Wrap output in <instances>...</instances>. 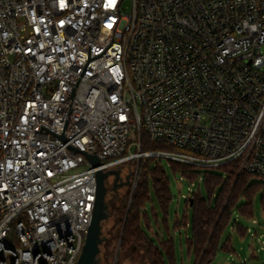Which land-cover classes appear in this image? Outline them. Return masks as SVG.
Returning <instances> with one entry per match:
<instances>
[{
  "label": "built area",
  "instance_id": "1",
  "mask_svg": "<svg viewBox=\"0 0 264 264\" xmlns=\"http://www.w3.org/2000/svg\"><path fill=\"white\" fill-rule=\"evenodd\" d=\"M89 46L106 51L66 139L103 171L137 160L136 189L141 160L160 158L264 181V0H0V264H78L96 170L50 131L63 134ZM143 130L170 149L143 151Z\"/></svg>",
  "mask_w": 264,
  "mask_h": 264
},
{
  "label": "trees",
  "instance_id": "2",
  "mask_svg": "<svg viewBox=\"0 0 264 264\" xmlns=\"http://www.w3.org/2000/svg\"><path fill=\"white\" fill-rule=\"evenodd\" d=\"M170 149L162 143H154L143 130L142 150L157 151ZM164 159H142L140 162V174L136 189L133 194L130 209L131 191L126 199L114 194L108 201L109 217L114 219V226L108 233L111 242V234L118 230L120 244V256L118 264L122 260L121 255L129 258L132 264H177V254L174 239L163 232L155 233L150 226V214L147 209L151 200L152 190L155 192L159 205L165 212L164 223L167 224L168 207L172 201L171 181L166 169L162 166ZM131 166L136 167L138 161H131ZM171 168L177 174L181 172L190 181L196 180L200 174L194 169L170 162ZM237 163H230L218 169L205 173L204 183L209 193L205 198L201 191L193 193L186 199V211L182 220L175 223V230H192V235H187L186 244L189 256L195 257V264H211L220 251L232 253L231 240L223 242L226 230L233 222V213L239 212L246 218L253 217V203L259 191L264 192V181L255 182L257 178L249 173L239 174ZM264 203V194L262 196ZM155 222L160 224L156 214V207L152 208ZM192 211V217L189 211ZM126 220V223H125ZM145 227L152 231L150 236ZM168 228V225L166 226ZM234 229L242 234H248L237 221ZM169 229V228H168ZM156 237V239H154ZM110 244V243H109Z\"/></svg>",
  "mask_w": 264,
  "mask_h": 264
},
{
  "label": "rangeland",
  "instance_id": "3",
  "mask_svg": "<svg viewBox=\"0 0 264 264\" xmlns=\"http://www.w3.org/2000/svg\"><path fill=\"white\" fill-rule=\"evenodd\" d=\"M162 166L166 169L168 176L171 181V191H172V201L168 207V216L167 224L164 223L165 212L159 205L155 192H151V200L148 202L147 209L150 214V226L155 233L163 232L166 237L168 234L174 239L176 254H177V264H195V257L189 256L188 248L186 244L187 235H192V230L183 229L181 232L175 230V223L178 220H182L185 211H186V198L190 197V189L194 188L195 190H200L201 194L205 197H209L208 190L204 181H200L199 177L194 182V187L191 185V181L186 177L185 182H180L181 172L175 174L171 168L170 162L168 160H163ZM135 167L131 166V163H125L119 166H115L109 171L119 170L120 177L119 184L114 189L115 176H111L107 180L108 195L106 201L110 200L114 194H118L122 199H126L129 192L133 190L135 176L133 174ZM194 172L205 177V173L210 172L209 170L194 169ZM128 177H130L129 183ZM255 182H262L261 179H253ZM264 192L259 191L254 199L253 203V217L246 218L242 216L239 212L235 211L233 213V222L226 230V233L223 237V242H226L228 239L231 240V244L234 252L229 253L226 251H220L216 259L211 264H264V249L261 250V247H264V203L262 201V196ZM131 198V196H130ZM130 203V201H129ZM129 206V205H128ZM156 207V214L159 217L160 224L157 225L153 215L152 208ZM109 212V211H108ZM189 216L192 217V211H189ZM237 223L244 230L252 229L256 230L260 241L257 239L253 240L251 235L242 234L238 229H234V224ZM254 221L256 224H254ZM168 225V228L166 227ZM114 226V219L110 218L103 222V237L106 238V241L101 246V252L99 254L101 264H118L117 253L119 250L120 241L116 238L118 236V230L111 234V242H107L109 239L108 233ZM147 233L150 236H154L152 231L145 227ZM156 239V237H154ZM110 243V244H109ZM122 260L119 264H132L129 258L125 255H121ZM170 264V263H169Z\"/></svg>",
  "mask_w": 264,
  "mask_h": 264
},
{
  "label": "water",
  "instance_id": "4",
  "mask_svg": "<svg viewBox=\"0 0 264 264\" xmlns=\"http://www.w3.org/2000/svg\"><path fill=\"white\" fill-rule=\"evenodd\" d=\"M111 45H112V42L108 45L106 50ZM105 51H103L100 55L91 58V46H89V60H88L86 66H85V68L81 74V77H80L78 83L76 84V86L73 90L71 103H70V107H69V113H68V117L66 120V124L64 127L63 134L58 135V134L49 130L51 133L60 137L71 150L85 153L87 155L88 159L90 160V162L92 163V165L95 167V170H96L97 191H96V198H95L94 209H93V216H92L91 224L89 226V230H88V234L86 237V241H85V245H84L82 254L78 260V264H101L99 254L101 252L102 244L106 241V238L103 237V222H105L109 219V212H108L109 206H108V203L106 201V198L108 195L107 180L111 176H115L114 189H116V187L119 184L118 182L121 179L119 170H112V171H103L102 170V168H101L102 163H101L99 157L96 155V151L94 152V154L82 151L80 149L72 147L66 139V129H67V125L69 123V121H68L69 115L72 113L71 107H72L73 98L76 95V92H75L76 88H77L81 78L83 77V74H84L89 62L91 60H94V59L98 58L99 56L103 55V53ZM42 128H45V127L42 126L41 129ZM45 129H47V128H45ZM129 180H130V177H128V182L126 184L129 183ZM134 191H135V186L133 187V190H132L128 210L130 209V205H131V201L133 198ZM125 223H126V220H125ZM121 241H122V238L120 240V244H121ZM119 250H120V245H119ZM119 252L120 251H118V253H117V258L119 256Z\"/></svg>",
  "mask_w": 264,
  "mask_h": 264
},
{
  "label": "crops",
  "instance_id": "5",
  "mask_svg": "<svg viewBox=\"0 0 264 264\" xmlns=\"http://www.w3.org/2000/svg\"><path fill=\"white\" fill-rule=\"evenodd\" d=\"M233 252H234V251H233ZM233 252H232V253H233Z\"/></svg>",
  "mask_w": 264,
  "mask_h": 264
}]
</instances>
